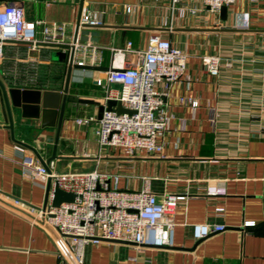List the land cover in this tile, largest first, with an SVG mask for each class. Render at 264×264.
<instances>
[{"label": "crops", "instance_id": "0c3cea01", "mask_svg": "<svg viewBox=\"0 0 264 264\" xmlns=\"http://www.w3.org/2000/svg\"><path fill=\"white\" fill-rule=\"evenodd\" d=\"M79 1L0 0V7L13 3L26 20L66 25L69 42L79 13L96 12L104 26L80 25L76 38L101 48L97 67L109 66L110 47L130 42L144 49L153 34L187 54L184 76L165 98L169 128L159 139L163 148L152 155L125 157L118 150L99 148L95 132L99 109L107 101L106 73L71 70L67 95L76 101L65 104L56 158L51 160L55 170L96 169L109 175L111 184L116 178L122 191H138L147 179L157 197L185 194L175 211L171 247L101 240L83 247V264H264V0H237L227 8L225 21L207 8L178 18L170 11V0H83L81 9ZM62 51L65 61L52 58ZM210 55L220 58L217 76L202 63ZM68 56V48L42 45L29 52L22 43L10 44L0 60V82L6 89L62 93ZM7 96L12 130L0 91V199L40 208L46 186L21 175L23 156L36 158L21 143L32 146L44 161L51 157L60 100L48 97L43 107L42 97L32 104L39 97L31 93L15 100L21 108ZM191 101L196 102L194 109ZM78 119L88 121L78 124ZM210 190L223 193L208 194ZM218 208L222 211L217 213ZM193 224H221L224 230L195 240ZM61 261L54 241L40 227L0 203V264Z\"/></svg>", "mask_w": 264, "mask_h": 264}, {"label": "built area", "instance_id": "2783aa9c", "mask_svg": "<svg viewBox=\"0 0 264 264\" xmlns=\"http://www.w3.org/2000/svg\"><path fill=\"white\" fill-rule=\"evenodd\" d=\"M237 0H170V11L178 18L195 16L201 9L217 14L222 6L229 8ZM199 5V8L197 7ZM79 25L99 27L104 25L100 15L92 11L81 12ZM167 26V22H163ZM68 28L64 24L29 21L21 7L7 3L0 7V60L7 46L22 43L29 52H36L42 45L73 48L72 64L97 66L102 61L101 48L91 42L80 43L77 38L68 41ZM109 70L106 71V100L118 101L127 112L115 110L101 113L97 120L96 138L99 148L118 150L125 157L137 153L158 154L163 148L159 139L169 128L165 98L169 88L179 82L186 70L187 54L160 34L149 37L146 48L137 49L128 42L123 48L110 47ZM205 69L214 76L220 69L216 55L202 57ZM191 80V77L185 76ZM102 85L100 80L96 81ZM118 89H110V85ZM196 107V102H190ZM214 117L210 116L213 124ZM88 120H77L78 124ZM16 149L24 153L22 146ZM21 175L32 182L46 186L50 192L44 207L35 209L24 202L10 198L7 203L32 215V224L40 227L59 251L60 264H83V247L101 240L133 243L137 246L171 247L173 244L174 216L177 205L185 194L166 193L157 197L149 189L148 180L138 191H122L116 178L97 171L57 172L53 161L42 165L32 155L26 154L19 162ZM74 194L71 203L51 206L52 189ZM208 194H222L210 190ZM4 205V204H3ZM7 207V206H6ZM9 208V207H8ZM222 209H216L221 212ZM35 219H41L45 226ZM224 230L221 224H193L195 240Z\"/></svg>", "mask_w": 264, "mask_h": 264}, {"label": "water", "instance_id": "95a60500", "mask_svg": "<svg viewBox=\"0 0 264 264\" xmlns=\"http://www.w3.org/2000/svg\"><path fill=\"white\" fill-rule=\"evenodd\" d=\"M83 0L79 1V5H80V9H81V4H82ZM226 13H227V8L225 6H222L219 10V17L222 21L226 20ZM81 14V13H79ZM79 18L80 15L78 16V19L76 21L75 24V28H74V34H73V41H75L76 36H77V32H78V28L80 27L79 25ZM82 26H87V27H92V26H88V25H82ZM104 26V25H103ZM62 48H68L69 46H61ZM72 57H73V48L70 47V53L68 56V63H67V72H66V78H65V83H64V88L62 93H54V92H50V91H44L42 94L40 91H35V90H30V89H18V88H9L6 89L4 87V85L0 82V91H1V95H2V99L4 102V107L7 113V118H8V128L10 130H12V117H11V112H10V106H9V102H8V96L11 99L12 105L13 106H20V103H16L15 100L18 99L19 96L22 97H27V95L29 94H33L36 95L37 97H39V100H33L32 104L38 105V103L40 102V98L43 101V107L47 106L45 105V100L48 97H51L53 95H55L57 97V99L60 100V107H59V111H58V116H57V126H56V133H55V138H54V149H53V153L51 155V157L49 159H47L46 161H44L40 155L38 154V152L30 145L21 143L22 146H24L25 148H27L28 150H30L34 156L38 159V161L42 164L45 165L46 163H48L49 161L53 160L56 158L55 156V150H56V144L58 142V138H59V134H60V129H61V124H62V119H63V114H64V109H65V104L66 101H76V99L71 98L70 96L67 95L68 92V85H69V80H70V74H71V70L72 68H84V69H89V70H101V71H108L109 68L108 67H97V66H85V67H79L77 65H73L72 64ZM53 59H57V60H63L65 61L66 59V53L65 52H57L54 53L52 55ZM36 97V98H37ZM23 108V107H21ZM37 107H35L36 109ZM106 110V111H110V110H115L118 113H123V112H127L126 109L122 108L121 104L118 101L115 100H107L105 105L100 107L99 109V115H98V119L101 116V113ZM46 112V111H45ZM43 111V114L45 113ZM53 114H57L55 110L52 111ZM51 186H50V181L47 182L46 187H45V201L42 207H44V205L46 204L47 201V197L49 195ZM74 194L72 193H67L64 191H61L59 188H57L56 186L53 187L52 189V200H51V206L52 207H58L61 203H71L74 200ZM0 203L4 204L5 206L9 207L10 209L19 212L21 214H23L24 216L28 217V218H33L32 215H29L27 213H25L24 211H22L21 209L7 203L6 201H4L3 199H0ZM25 203V202H24ZM28 206H31L27 203H25ZM35 209H38V207H34ZM36 222H38L39 224L44 225L43 221L41 219H35ZM107 241H112V242H125V241H115V240H107Z\"/></svg>", "mask_w": 264, "mask_h": 264}]
</instances>
